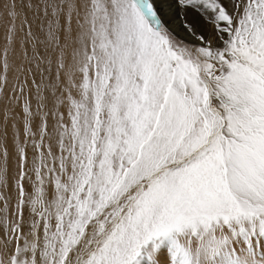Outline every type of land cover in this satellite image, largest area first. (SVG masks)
Instances as JSON below:
<instances>
[{"label":"snow or ice","instance_id":"6c2138e0","mask_svg":"<svg viewBox=\"0 0 264 264\" xmlns=\"http://www.w3.org/2000/svg\"><path fill=\"white\" fill-rule=\"evenodd\" d=\"M0 28V264H264V0H0Z\"/></svg>","mask_w":264,"mask_h":264},{"label":"bare ground","instance_id":"6f19581e","mask_svg":"<svg viewBox=\"0 0 264 264\" xmlns=\"http://www.w3.org/2000/svg\"><path fill=\"white\" fill-rule=\"evenodd\" d=\"M2 31H3V29L0 28V34H2ZM179 34L182 35V33H179ZM8 147H9V152H10V164H9L10 172H9V175L11 176L15 170L14 161L11 159V154L13 151L12 140H11V130L9 131ZM10 185H11V181H10ZM9 193L11 194V187L9 189Z\"/></svg>","mask_w":264,"mask_h":264}]
</instances>
